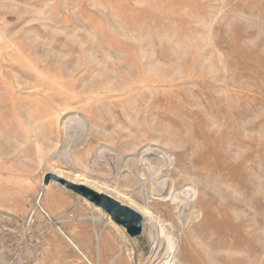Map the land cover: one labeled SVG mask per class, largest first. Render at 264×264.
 Returning a JSON list of instances; mask_svg holds the SVG:
<instances>
[{
    "label": "rangeland",
    "instance_id": "1",
    "mask_svg": "<svg viewBox=\"0 0 264 264\" xmlns=\"http://www.w3.org/2000/svg\"><path fill=\"white\" fill-rule=\"evenodd\" d=\"M49 174L142 234L75 248ZM157 242L155 264H264V0H0V264H146Z\"/></svg>",
    "mask_w": 264,
    "mask_h": 264
},
{
    "label": "crops",
    "instance_id": "2",
    "mask_svg": "<svg viewBox=\"0 0 264 264\" xmlns=\"http://www.w3.org/2000/svg\"><path fill=\"white\" fill-rule=\"evenodd\" d=\"M43 202L47 209L51 210L52 205L56 203L57 224L62 232L75 243L80 250L94 249L86 243H83L77 236L79 233L102 232L112 226V221L105 212L93 206L89 207L88 201L76 193H64L53 187H48L42 195ZM48 214V213H47ZM50 214H48L49 216ZM90 215V216H88ZM92 219L91 225L87 219ZM83 227L89 229L82 230ZM92 228V229H91ZM102 246L99 245V248Z\"/></svg>",
    "mask_w": 264,
    "mask_h": 264
},
{
    "label": "water",
    "instance_id": "3",
    "mask_svg": "<svg viewBox=\"0 0 264 264\" xmlns=\"http://www.w3.org/2000/svg\"><path fill=\"white\" fill-rule=\"evenodd\" d=\"M50 179L61 183L68 190L73 191L108 214L112 222L126 230L131 238H136L142 234L144 217L133 208L121 203L111 195L91 189L86 185L72 183L58 175L49 174L45 182L48 183Z\"/></svg>",
    "mask_w": 264,
    "mask_h": 264
},
{
    "label": "bare ground",
    "instance_id": "4",
    "mask_svg": "<svg viewBox=\"0 0 264 264\" xmlns=\"http://www.w3.org/2000/svg\"><path fill=\"white\" fill-rule=\"evenodd\" d=\"M68 126V125H67ZM40 208V207H39ZM97 208V207H96ZM108 215V214H107ZM152 228V227H151ZM154 230V229H153ZM126 231V230H125ZM124 230H122V233L124 235H126ZM159 239V238H158ZM69 242L73 244V246L76 248L75 244L72 242L71 239H69ZM163 244L160 242H157L155 248L153 251L150 250V258L148 259V262L146 264H155L156 262H158V260L161 257V248H162ZM217 259V258H216ZM153 260V262H151Z\"/></svg>",
    "mask_w": 264,
    "mask_h": 264
}]
</instances>
